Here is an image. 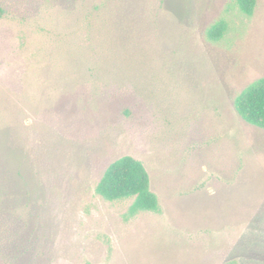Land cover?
<instances>
[{
	"label": "rangeland",
	"instance_id": "rangeland-1",
	"mask_svg": "<svg viewBox=\"0 0 264 264\" xmlns=\"http://www.w3.org/2000/svg\"><path fill=\"white\" fill-rule=\"evenodd\" d=\"M0 5V264H264V0ZM125 155L159 211L97 194Z\"/></svg>",
	"mask_w": 264,
	"mask_h": 264
},
{
	"label": "trees",
	"instance_id": "trees-1",
	"mask_svg": "<svg viewBox=\"0 0 264 264\" xmlns=\"http://www.w3.org/2000/svg\"><path fill=\"white\" fill-rule=\"evenodd\" d=\"M232 1L247 16L255 13L258 3V0ZM4 13L5 9L0 5V18ZM227 28V21L220 18L207 29V38L211 41H219ZM234 107L248 123L264 129V77L245 87L235 97ZM96 192L109 201L133 198L129 207L131 216L141 211L160 210L159 200L151 190L150 175L145 165L130 155L122 156L108 165L96 186Z\"/></svg>",
	"mask_w": 264,
	"mask_h": 264
}]
</instances>
